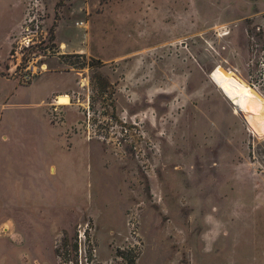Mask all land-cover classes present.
Listing matches in <instances>:
<instances>
[{
	"label": "rangeland",
	"instance_id": "374dc122",
	"mask_svg": "<svg viewBox=\"0 0 264 264\" xmlns=\"http://www.w3.org/2000/svg\"><path fill=\"white\" fill-rule=\"evenodd\" d=\"M42 3L21 56L0 0V264H264V0Z\"/></svg>",
	"mask_w": 264,
	"mask_h": 264
},
{
	"label": "built area",
	"instance_id": "2783aa9c",
	"mask_svg": "<svg viewBox=\"0 0 264 264\" xmlns=\"http://www.w3.org/2000/svg\"><path fill=\"white\" fill-rule=\"evenodd\" d=\"M25 15L21 27V37L18 41V50L22 56L26 50L31 49L40 42V37L43 36V24L45 21V10L42 0H27ZM222 30L218 35L225 36L229 33V29ZM19 52H16L18 54ZM21 56H19L10 66L12 72H24L29 78L34 71L33 57L28 59L24 67H22ZM23 69V71H22ZM246 83L253 91L264 96V50L260 53L255 68L248 74ZM264 141V138H263Z\"/></svg>",
	"mask_w": 264,
	"mask_h": 264
},
{
	"label": "crops",
	"instance_id": "0c3cea01",
	"mask_svg": "<svg viewBox=\"0 0 264 264\" xmlns=\"http://www.w3.org/2000/svg\"><path fill=\"white\" fill-rule=\"evenodd\" d=\"M15 1V0H14ZM5 12V13H4ZM2 13H3V17L5 16V18H7L8 20H7V22H6V24L3 26V28H4V31H5V33L7 32V30L9 29V28H11V26L14 24V18L13 17H15V12L13 11V8H11V6H10V8H6V11L4 10V9H2ZM13 16V17H12ZM6 20V19H5Z\"/></svg>",
	"mask_w": 264,
	"mask_h": 264
},
{
	"label": "bare ground",
	"instance_id": "6f19581e",
	"mask_svg": "<svg viewBox=\"0 0 264 264\" xmlns=\"http://www.w3.org/2000/svg\"><path fill=\"white\" fill-rule=\"evenodd\" d=\"M217 67H221L220 65H218V66H216L215 68H214V70L217 68ZM213 70V71H214ZM213 71L210 73V79L212 80V73H213ZM228 72H233V73H236V72H234L233 70H228ZM236 74H238V73H236ZM252 93H253V96H255V91H253L252 90ZM261 95V94H260ZM262 96V95H261ZM263 98H264V96H262Z\"/></svg>",
	"mask_w": 264,
	"mask_h": 264
}]
</instances>
